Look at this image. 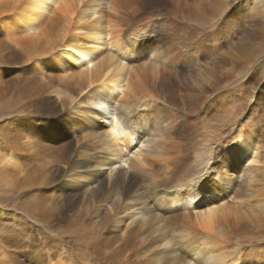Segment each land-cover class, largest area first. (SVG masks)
<instances>
[{
    "label": "bare ground",
    "instance_id": "6f19581e",
    "mask_svg": "<svg viewBox=\"0 0 264 264\" xmlns=\"http://www.w3.org/2000/svg\"><path fill=\"white\" fill-rule=\"evenodd\" d=\"M1 1L11 18L0 16V47L17 65L7 70L5 92L22 115L3 133L0 168L41 223L30 229L39 247L32 257L7 246L29 250L28 243L6 237L0 263L6 257L9 264H264L263 245L244 249L264 240V186H253L258 178L264 185V168L252 167L264 163V144L243 124L226 134L221 168L240 173L249 163L242 177L252 183L232 197L243 203L231 204L222 173L209 165L208 144L223 137L208 132L191 150L207 117L228 103L236 118L241 102H249L239 82L247 72L240 77L237 67L262 53L250 45L264 34V1L109 0L106 23L92 27L79 21L97 13L96 0ZM143 41L153 48L161 41L159 61L129 66L127 57L140 54ZM263 68L254 64L253 73L264 75ZM135 105L148 108L136 124L157 125L147 152L132 149L136 130L125 115ZM142 186L157 201L156 212L137 191ZM197 194L202 211L178 207ZM253 254L257 260L249 259Z\"/></svg>",
    "mask_w": 264,
    "mask_h": 264
},
{
    "label": "rangeland",
    "instance_id": "374dc122",
    "mask_svg": "<svg viewBox=\"0 0 264 264\" xmlns=\"http://www.w3.org/2000/svg\"><path fill=\"white\" fill-rule=\"evenodd\" d=\"M96 1H98V2L94 3V5L93 4H91V5L96 7L97 13L93 17L86 16V18L79 21V24H85L86 27L90 25V27H92V26H94L93 22L96 23L95 25L98 24L99 26L104 25L106 23V21H107L106 19L109 17V13H108L109 7H110V5L108 4L109 0H96ZM2 3L3 2L0 0V16L4 15V14H6V16H7V12L5 13V12L1 11ZM257 3L260 5L262 4L259 1H257ZM90 9H92V7L88 8L86 11L90 12ZM98 15H100L101 17H99ZM97 17H99V19H96ZM7 18L10 19L11 15L9 14L7 16ZM97 20H99V21L96 22ZM53 24H54V21L46 20L44 26L48 28V26L52 27ZM53 28H56V26ZM82 31L86 32V30H82ZM251 41H252V43H254V45L252 44V46L250 45V47L254 46L255 49L257 50V52H258V50L262 49V53L260 55L256 56V58L253 60V63L251 62L248 64L247 62L243 63V62L239 61L240 65H238V67H237L239 72L241 71L240 77L245 75L247 72V74L243 78H241V80L239 82L241 84H244V91H242V93H241L242 100L244 99V97L248 98L249 96H251L249 99V102H247V99H244L241 102L244 104L245 108L241 109L240 113L237 115L236 118L235 117L232 118V115L234 116V114H232V113L230 114V111L228 110V107H227L228 103H226L224 108H223L224 110H222L219 114H216L214 117H207L209 122L207 123V125L205 127H202V128L200 127V128L195 129L194 135H193L192 140H191V145L194 146V147H191V150L192 149L195 150V147H202L203 142H206L205 140H207L209 137H211L212 133L213 134L214 133H218V134L220 133L219 135H221L223 137L219 140V143H218V141H216L214 143L212 142L211 144H208L209 148H212L214 150V152L212 150L213 153H212V158L210 160L209 165L212 167H215V169H218L220 175L222 173L223 182L227 186V190H226L227 192L226 193H228L225 195V197H226L227 202H229L230 204L233 203L234 200H236L237 202H240L241 197L240 198L239 197L238 198H232V197H234L235 195L241 196L242 191L244 189H246L247 186L249 187V185L252 183L247 182L242 177V175H244V173H245L244 168L246 171L249 163H246V162L242 163V165L244 164L243 168H242L243 171L240 173H238V171L231 172L230 170H229V172H230L229 173V172H227V169L221 168V166L225 164V161L223 159V157H224L223 156V153H224L223 150L227 149V147H225V146L228 144V142L231 138V137H228L229 135H226V134L228 133V131L231 128H234V126L238 127V126H242V124H243L242 128H243L245 133L246 132H248V133L255 132L256 136L259 137L260 142H262L264 144V75H261L262 73L257 72V71L253 73L254 64H258L259 62L262 64L264 63V34H261L259 37H257V35L252 36ZM158 42H160V43H158ZM140 47H141L140 54H138L136 57L135 56L134 57L133 56L127 57V61H125V63L128 64L129 66H133V67H136L138 64L143 65L144 62H148L149 64L156 66L155 62L157 60L159 61V59L155 57L154 52H156L158 54L159 50L163 48L161 45V41H157L156 45H154V48L149 43L143 41V43L141 42ZM242 50H243L242 48H241V50H238L237 54L241 58L244 57V60H245L248 55H247V52L244 53V52H242ZM118 58H119V56H118ZM131 64H133V65H131ZM11 66H17V65H14L13 63L10 64L9 52L5 51L2 47H0V85H4V86H2L3 87L2 91H0V144H2L1 139H2V137H4L3 133L11 130V126L9 125L8 121L13 120V119L19 117L20 115H22V114H20L21 112L19 111V109H17V110L14 109V106L10 102L11 96L10 95L6 96L7 93L5 92L8 90L7 85H9L8 84L9 79L11 78V74L9 73V71L7 72V70H9V68ZM263 72H264V68H263ZM191 78H192V81L195 78H197L196 73L192 72ZM230 83H232V82H230ZM222 94H224V96H226L225 93H222ZM51 96L54 98H58V95H56L55 93H52ZM239 96H240V93H239ZM224 98L225 99H223V100H226V97H224ZM139 104H141V103H139ZM134 107H132L131 111L127 112L125 115V119H127L129 121V123H131L132 129L135 128V130H136L135 135H136L137 141L133 145L132 149L137 150L140 148V149H142V151L147 152L148 150L151 149V145L154 142V141H152L151 142L152 144L148 143V145H147V141H149V139L155 140L159 136L157 130H154V129L150 130V128H152V127L157 128V125L152 124L150 121L147 123L141 121L140 124L139 123L136 124L135 122L139 121L138 115L146 113L148 108H144V107L136 106V105ZM224 115H225V117L226 116L227 117L224 118ZM235 120L237 122H236V124L233 125L232 123ZM217 122H220V123H217ZM227 122H229V123H227ZM84 124H85V122H82L83 126H85ZM162 125L166 126V123L165 124L163 123ZM82 128L83 127H81V126L78 127V129H80V130H82ZM199 129L201 131H198ZM208 132L211 135L210 134L207 135ZM146 134L148 136H146ZM204 138H207V139L204 140ZM140 140H143L144 142L140 143ZM207 143H209V142H207ZM261 152L264 155V147L261 149ZM77 154L76 153L74 154L75 157ZM217 155H219V156H217ZM260 165L257 164V165L252 166V167H255L254 169H257V167L264 168L263 167L264 163H262ZM1 171H3V170L0 168V240H2L3 238L6 239V237H7L10 240V243H12V244H16V245L18 244L19 245V243L20 244L21 243H25V244L28 243L30 245L29 250H26V248H28V247H25V249L17 250V249H15V246L14 247L9 246L8 244H7V246H8V249L10 248L13 251H25L28 253V255H30L32 257L33 256L32 250H35L39 247L36 244L31 243V241L34 239L33 237L36 235L33 234V232H31L30 229L32 231H38L39 226L36 225V227L35 226L32 227V225H34V223L37 224V223H41V222L39 221L37 216H35L29 212V209L23 203L27 199V196H24L21 191L15 190L12 187L8 177H6ZM214 175H215V173H214ZM253 183H254L253 186L255 188H261L262 186H264V185H262L263 182L261 180H259V178H258V181H255ZM237 190L240 192H238ZM137 191L141 192V194L144 198L143 201L145 200L146 203L148 204V206L153 208L154 211L156 212L157 201L154 202V199H152L149 196V194H147L144 186L138 187ZM137 191L135 189V190H133L132 193L136 194ZM200 197H202V196H199L197 194L194 198H189L190 200L186 201V203H185L186 205H184L183 203H179L178 207H184L185 206L184 208H186L188 206V209L192 213L202 211L204 209L205 204L202 201V199H200ZM181 202H185V201H181ZM241 203H243V202L241 201ZM166 206H168V205H166ZM249 229H250V227H249ZM4 242H5V240H4ZM5 243H7V242H5ZM250 243L251 244H249V241H248V243L245 244L246 246L244 247V249L247 248L246 250H249V247L251 245H253L254 248L256 246L257 247L259 246L260 248H262L264 246V240L263 241L262 240L259 241L258 239L252 240V241H250ZM262 255H264L263 251L261 252V256ZM244 256L245 255H243L242 258H244ZM257 256H258L257 254L256 255L253 254L252 257L249 259L255 258L254 260H257L258 259ZM32 260H33V262L37 261L36 257L32 258ZM9 261H10L9 258L5 257L4 260H3V258H1L2 264H9ZM11 264H22V262L20 263L17 260H13V263H11Z\"/></svg>",
    "mask_w": 264,
    "mask_h": 264
}]
</instances>
